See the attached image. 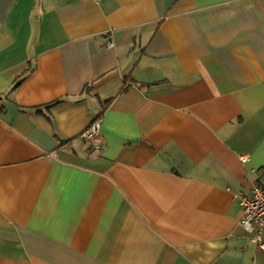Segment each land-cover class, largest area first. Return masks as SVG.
<instances>
[{"label":"crops","instance_id":"1","mask_svg":"<svg viewBox=\"0 0 264 264\" xmlns=\"http://www.w3.org/2000/svg\"><path fill=\"white\" fill-rule=\"evenodd\" d=\"M254 183L264 0H0V264H264Z\"/></svg>","mask_w":264,"mask_h":264},{"label":"built area","instance_id":"2","mask_svg":"<svg viewBox=\"0 0 264 264\" xmlns=\"http://www.w3.org/2000/svg\"><path fill=\"white\" fill-rule=\"evenodd\" d=\"M106 45L111 46L112 41L108 40ZM79 136L87 142L90 149L101 150V117L94 116ZM238 205L241 212L239 225L249 234L250 241L264 249V186L254 183L248 192L240 193Z\"/></svg>","mask_w":264,"mask_h":264}]
</instances>
